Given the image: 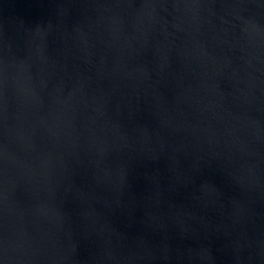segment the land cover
I'll list each match as a JSON object with an SVG mask.
<instances>
[{"label": "water", "instance_id": "95a60500", "mask_svg": "<svg viewBox=\"0 0 264 264\" xmlns=\"http://www.w3.org/2000/svg\"><path fill=\"white\" fill-rule=\"evenodd\" d=\"M58 2L0 0L12 42L0 143L22 177L0 219L34 240L38 264H99L117 233H144L156 264L165 244L170 264L177 244L198 249L196 264H261L264 44L241 33L235 0H62L55 17ZM113 125L137 137L123 176ZM106 146L108 175L96 164Z\"/></svg>", "mask_w": 264, "mask_h": 264}, {"label": "clouds", "instance_id": "9594fccd", "mask_svg": "<svg viewBox=\"0 0 264 264\" xmlns=\"http://www.w3.org/2000/svg\"><path fill=\"white\" fill-rule=\"evenodd\" d=\"M68 7H70L69 4L59 0L55 4V17L63 15ZM128 7H133L132 0H129ZM143 7H155V5L145 4ZM173 7L179 8L180 5L174 4ZM184 7H191V5L185 4ZM226 7L234 10L232 14L241 22V33L247 37L250 43L264 44V24L260 22L262 14L253 11V9H264V0H235V2L227 4ZM45 26L50 30L53 27L52 20L37 22L34 24V29L32 25H27L25 30L29 33V37L33 35L43 36L45 35ZM36 47H39V45H36ZM11 48V40L6 38L3 30H0V89L3 88L7 80L8 53ZM113 127L116 139L112 141L111 147L117 151L128 150L127 159L122 160L119 164L120 174L123 176L124 170H133V165L136 162V155L132 149L135 146L137 137L130 136L126 131H121L119 125H113ZM146 136V129L142 130L141 138H146ZM102 143L108 145L107 139L105 138ZM99 151L100 158L96 161V164L98 167L105 165L103 171L108 175L109 169L106 158L110 153V148L107 146L102 147ZM14 159V157H10L6 145L0 143V216L10 207L11 192L14 190L17 180L22 178L9 175L8 162ZM102 179L100 176L96 177L97 182H102ZM238 179L243 181L244 177L240 176ZM103 230L104 225H101V233H103ZM102 238L103 246L100 249L99 264H156L161 259L144 233H139L131 239L126 234L117 233V240L114 244L110 237ZM176 239L183 242L187 237L184 232H181ZM207 247L210 248L211 244L208 243ZM164 249L165 255L162 259L165 264H170L172 257L168 254V244L164 245ZM73 250H75L74 246ZM39 251L40 249L32 238L26 237L22 233L17 235L10 231L7 223L0 219V264H38ZM173 251L175 260L181 262V264H196L195 257L198 249L192 245L184 244L181 247L177 244ZM93 255H96V253L93 252ZM201 259L206 261L207 264H214L210 255H205ZM261 264H264V259L261 260Z\"/></svg>", "mask_w": 264, "mask_h": 264}]
</instances>
